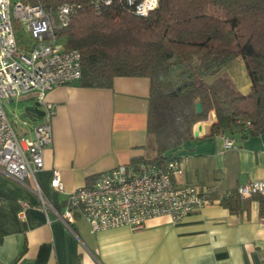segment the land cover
<instances>
[{"label":"crops","instance_id":"1","mask_svg":"<svg viewBox=\"0 0 264 264\" xmlns=\"http://www.w3.org/2000/svg\"><path fill=\"white\" fill-rule=\"evenodd\" d=\"M220 76L242 95L249 91L241 58L229 62ZM149 91L147 78L122 77L111 89L62 86L46 93L55 109L53 141L35 178L52 210L45 213L33 190L0 172V264H264L259 202L250 200L239 214L220 204L226 193L264 180V133L245 139L240 133H226L236 149L223 151L220 138L211 135L213 111L170 154L188 160L175 185L215 186L214 203L179 224L159 217L137 231L122 227L92 234L78 214L69 228L60 220L76 189L117 166L155 157L147 134ZM20 101L36 103L33 97ZM28 116L33 125L21 127L19 134L31 138L39 118ZM54 169L59 171L62 191L51 184ZM81 222L85 225L78 230Z\"/></svg>","mask_w":264,"mask_h":264},{"label":"trees","instance_id":"2","mask_svg":"<svg viewBox=\"0 0 264 264\" xmlns=\"http://www.w3.org/2000/svg\"><path fill=\"white\" fill-rule=\"evenodd\" d=\"M22 1L71 7L60 41L79 52L81 78L70 86L111 89L122 77L150 81L147 134L155 157L129 167L175 158L170 153L211 111V135L264 133V0H158L146 17L136 16L124 0H111L99 13L90 0ZM235 58L243 60L250 81L244 95L220 76ZM245 122L251 130H244ZM252 199L264 218V196L241 199L233 191L220 204L239 214Z\"/></svg>","mask_w":264,"mask_h":264},{"label":"built area","instance_id":"3","mask_svg":"<svg viewBox=\"0 0 264 264\" xmlns=\"http://www.w3.org/2000/svg\"><path fill=\"white\" fill-rule=\"evenodd\" d=\"M90 1L99 13L111 0ZM124 1L139 17H146L158 5V0ZM70 17L68 5L0 0V172L33 190L45 213L52 206L44 201L35 176L44 168V152L53 141L55 109L46 101V93L70 86L81 78L79 52L65 50L60 41V32L68 27ZM24 36L28 37L25 41ZM26 97H33L43 112L31 138L17 133L4 109L5 103ZM243 126L245 131L252 128L250 122ZM217 137L223 151L236 149L228 135ZM187 162L170 158L160 163L142 162L136 168L117 166L89 186L70 193L59 218L69 228L78 214L92 234L122 227L137 231L148 220L159 217H169L179 224L214 203L212 198L218 192L215 186H176L174 181ZM51 184L58 191L63 190L58 170L52 171ZM235 192L241 199L264 196V180L241 185Z\"/></svg>","mask_w":264,"mask_h":264},{"label":"rangeland","instance_id":"4","mask_svg":"<svg viewBox=\"0 0 264 264\" xmlns=\"http://www.w3.org/2000/svg\"><path fill=\"white\" fill-rule=\"evenodd\" d=\"M13 1H18V0H13ZM30 4H36V3H30ZM16 37L20 39V34L16 33ZM27 38H28L27 36H24L23 40L25 41V40H27ZM233 91H234V93L241 94V92H238V91H240L238 89H235V90L233 89ZM29 104H30V102L20 101L18 99L14 100V102H12V103H5L4 104V109L6 111L8 118L13 123H16L15 124L16 128L19 126L17 129L18 133H19L21 127L26 129L27 125L28 126L33 125L31 118H29V116L27 114H25V112H24L25 107H27ZM25 115L28 117H25ZM22 123H23V125H25V127H23ZM52 132H53V128H52ZM83 225H85V224L82 223V224L78 225V230L83 229Z\"/></svg>","mask_w":264,"mask_h":264},{"label":"water","instance_id":"5","mask_svg":"<svg viewBox=\"0 0 264 264\" xmlns=\"http://www.w3.org/2000/svg\"><path fill=\"white\" fill-rule=\"evenodd\" d=\"M195 108H196L197 113L200 114L201 113V106L199 103L196 104ZM24 112H25V114L32 115L36 118H41L43 116V112L39 109L38 103H34L32 106L25 107ZM194 127H193V129H194ZM197 129H198V126H197Z\"/></svg>","mask_w":264,"mask_h":264}]
</instances>
